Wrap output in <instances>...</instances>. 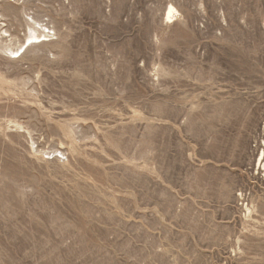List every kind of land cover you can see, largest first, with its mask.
I'll return each mask as SVG.
<instances>
[{
	"label": "rangeland",
	"instance_id": "1",
	"mask_svg": "<svg viewBox=\"0 0 264 264\" xmlns=\"http://www.w3.org/2000/svg\"><path fill=\"white\" fill-rule=\"evenodd\" d=\"M11 2L0 264H264V0Z\"/></svg>",
	"mask_w": 264,
	"mask_h": 264
},
{
	"label": "bare ground",
	"instance_id": "2",
	"mask_svg": "<svg viewBox=\"0 0 264 264\" xmlns=\"http://www.w3.org/2000/svg\"><path fill=\"white\" fill-rule=\"evenodd\" d=\"M11 1L12 0H4V4L5 5H3V6H6L8 11L11 12L12 15H15V18L17 20H19L18 19V16H20L19 12L15 14V12H16L14 10L15 9V5H13ZM11 14H10V16H11ZM176 15H178V10L176 9V7L173 4L169 5V7H168V9L166 10V13H165V17L167 18V20L172 21L176 17ZM0 18H2V15L0 16ZM26 26H27V24H26ZM27 29H28V33H26V38L24 37L25 41L22 44L19 45L20 47L17 48V50H14L13 48H11L10 46H7V45L4 46L1 42H0V50H3L4 52L10 53V55L12 57H14V58L22 59L24 57V55L27 53V51L29 50L30 46H32V45H34L36 43H39L40 41H44L45 42V39H48V38L51 37L50 32L52 33L50 27H48L47 24L45 26L40 21L35 20L34 18H31V23H28ZM4 36L6 38H11L12 37V35L9 34L8 30H4ZM18 42L20 43V41H18ZM41 43L43 44V42H41ZM263 154L264 153H262V155ZM261 165L264 168V159H263Z\"/></svg>",
	"mask_w": 264,
	"mask_h": 264
}]
</instances>
